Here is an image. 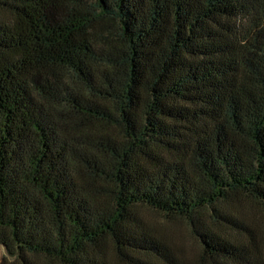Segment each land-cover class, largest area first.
Returning <instances> with one entry per match:
<instances>
[{"label": "trees", "instance_id": "16d2710c", "mask_svg": "<svg viewBox=\"0 0 264 264\" xmlns=\"http://www.w3.org/2000/svg\"><path fill=\"white\" fill-rule=\"evenodd\" d=\"M263 232L264 0H0V264H264Z\"/></svg>", "mask_w": 264, "mask_h": 264}, {"label": "rangeland", "instance_id": "374dc122", "mask_svg": "<svg viewBox=\"0 0 264 264\" xmlns=\"http://www.w3.org/2000/svg\"><path fill=\"white\" fill-rule=\"evenodd\" d=\"M246 206H250L249 204H246ZM254 208V207H253ZM251 208V212L254 215V213H257V209ZM141 213L143 216H145L148 220H150L153 224L156 223L157 226H166L167 223L160 217V215L152 213L151 211L142 208ZM258 214V213H257ZM168 226V225H167ZM170 228L174 231V236L177 237L178 242L183 245L186 251V256L193 258L196 255V245L192 238V236L189 234V230L187 229L186 225L183 221L177 220L174 221L173 224L169 225ZM264 235V232H263ZM177 242V243H178ZM4 256V251L2 248H0V260Z\"/></svg>", "mask_w": 264, "mask_h": 264}]
</instances>
